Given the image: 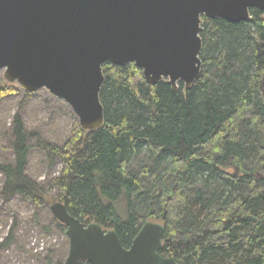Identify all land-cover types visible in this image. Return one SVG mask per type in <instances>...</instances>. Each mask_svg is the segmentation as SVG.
I'll return each mask as SVG.
<instances>
[{"label": "trees", "instance_id": "obj_1", "mask_svg": "<svg viewBox=\"0 0 264 264\" xmlns=\"http://www.w3.org/2000/svg\"><path fill=\"white\" fill-rule=\"evenodd\" d=\"M201 19L200 74L188 89L149 85L133 64L102 66L103 126L77 125L62 148L47 147L63 161L53 187L71 216L115 230L126 249L153 220L165 228L161 256L178 264H264V13ZM12 137L1 195L40 203L18 116ZM139 155L150 166L134 171Z\"/></svg>", "mask_w": 264, "mask_h": 264}, {"label": "water", "instance_id": "obj_2", "mask_svg": "<svg viewBox=\"0 0 264 264\" xmlns=\"http://www.w3.org/2000/svg\"><path fill=\"white\" fill-rule=\"evenodd\" d=\"M264 0H0V70L26 92L65 101L84 131L103 126L106 63L133 64L154 85L188 89L200 74L202 17L247 21ZM68 239L64 264H178L160 254L163 225L145 221L128 249L113 229L84 225L50 205Z\"/></svg>", "mask_w": 264, "mask_h": 264}, {"label": "rangeland", "instance_id": "obj_3", "mask_svg": "<svg viewBox=\"0 0 264 264\" xmlns=\"http://www.w3.org/2000/svg\"><path fill=\"white\" fill-rule=\"evenodd\" d=\"M3 74L0 70V165L14 161L12 130L18 116L29 136L25 171L42 189L40 203L19 196L5 199L1 195L4 175L0 171V264H64L68 254L66 228L49 210L50 205L60 202L53 180L59 176L63 161L51 159L47 147L62 148L79 123L65 101L45 89L26 92L16 83L7 82ZM149 166L148 158L139 155L130 169Z\"/></svg>", "mask_w": 264, "mask_h": 264}]
</instances>
